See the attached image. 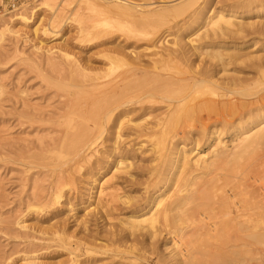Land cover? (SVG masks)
Returning a JSON list of instances; mask_svg holds the SVG:
<instances>
[{"label":"bare ground","instance_id":"obj_1","mask_svg":"<svg viewBox=\"0 0 264 264\" xmlns=\"http://www.w3.org/2000/svg\"><path fill=\"white\" fill-rule=\"evenodd\" d=\"M56 1H32L38 3L29 17L23 11L17 15L10 11L9 23L28 27L39 13L52 10ZM83 6L94 14L104 8L122 14L138 4L81 0L76 12ZM154 7L146 11L151 19L156 17L147 23L152 37L145 50L151 51L143 56L113 51L125 59L126 70L116 76L89 77V100L76 98L64 103L68 111L64 131L63 126L56 131L59 136L50 139L44 153L38 155L60 151V157L75 164L65 161L62 165L68 168L60 171L52 165L55 182L51 199L32 209L59 204L66 187L63 179L72 178L71 172L86 163L96 166L100 161L92 162V157L105 155L109 171L107 176L90 180L89 199L94 198V209L99 211L95 226L100 221L118 223L90 239L78 236L74 243L63 241L58 229L51 230L53 238L50 235L49 240L68 248L71 255L79 249L89 255L111 252L126 260L125 264H144L139 261L144 251L157 255L156 264H192L188 262L194 256L191 246L199 241L264 245V103L257 105L264 100V92L255 88L261 87L258 83L264 77V54L257 55V44L251 38L264 37V0H181ZM188 11L189 20L198 28L189 25L186 35L179 31L171 47H163L160 28L171 17ZM252 15L255 18H250ZM81 21L80 34L90 32ZM100 22L109 21L96 25ZM120 27L132 39L144 32L133 25ZM203 120L207 122L199 138L189 137L192 125ZM106 127L114 131V139L111 149L103 154L97 147ZM123 137L128 141H121ZM142 155L147 157L144 161L139 159ZM29 157L30 151L25 159ZM78 159L85 164L81 166ZM65 205L71 207L68 198ZM89 224L82 220L83 231L89 232ZM146 246L151 251H146ZM221 258L209 264L237 263L232 255L227 260ZM34 260L25 264H38ZM69 262L78 261L71 258Z\"/></svg>","mask_w":264,"mask_h":264},{"label":"rangeland","instance_id":"obj_2","mask_svg":"<svg viewBox=\"0 0 264 264\" xmlns=\"http://www.w3.org/2000/svg\"><path fill=\"white\" fill-rule=\"evenodd\" d=\"M80 1L57 0L52 10L39 13L28 27L16 22L9 23L8 18H12L13 13L10 14L6 9L0 10V264H25L29 259H35L38 264H70L71 258L78 261L76 264L128 263L126 260L124 262L118 257H113L111 252L100 251L89 255L79 249L74 250L71 255L66 247L69 242L74 243L78 236L89 238L96 233L103 234L104 229L109 230L118 223L116 220L100 221L95 226V215L99 211L94 209V198L89 199L90 180L107 176L109 171L105 155L92 157V162L96 159L100 161L96 166L82 163L78 159L81 166L85 165L77 172L72 171L70 175L72 178L66 176L67 178L63 179L66 187L59 204L36 211L32 208L36 207L38 202H47L51 199L52 186L55 182L51 173L54 168L55 171L66 170L68 168L66 164H75V161L71 163L69 158L60 157V151L48 153L46 156L38 154L43 152L42 149H46L50 139L59 136L56 131L59 132L62 126L61 131H64V119L68 115V111L64 110L66 104L77 99L89 100L91 96L89 77L116 76L126 70L125 59L112 54L113 51L125 50V54L130 56H143L151 51L145 50L146 42L152 37L150 36L152 31L147 23L155 21L156 17L152 20L146 11L154 6L157 8L175 5L181 0L173 2L126 0L138 4V7L122 14L105 8L94 14L83 6L79 9V17L76 9ZM37 3L24 0V5L13 11L14 15H17L18 11H23L24 15L29 17L30 11ZM6 13L9 14L2 16ZM189 13L188 11L186 15L171 17L168 23L160 28L158 33L163 36L162 39L165 38L163 47H171L170 43L179 31L186 35L191 30L189 25H192V29L198 28V24L193 26L189 20ZM250 18L255 16L252 15ZM80 21L85 24L84 26L88 25L87 31H90L88 32L90 36L88 33L84 34L85 32L81 33L85 36L80 34ZM99 21L109 22L108 24L100 22L101 24L96 25ZM121 25H133L144 32L139 34L140 38L132 39L128 37L126 30L121 29ZM251 38L254 39L252 42L257 44L255 46L257 55H263L264 37L256 35ZM63 52L67 56H64ZM110 56L114 57L109 59ZM73 63L79 64L87 71H82ZM175 66L181 69L179 64ZM85 74L86 77L83 76ZM259 81L261 87L256 85L255 88L262 93L264 77ZM263 101L257 105H261V102L263 104ZM206 122L207 120H203L201 123L193 124L189 137L199 138L202 125ZM113 133L114 131L108 127L103 129L97 147L100 153L107 154L111 149ZM121 134L124 136L126 132L123 131ZM121 141L126 142L128 139L123 137ZM28 151L31 158L25 159ZM146 158L143 155L139 156L142 161ZM64 163L66 164L62 165ZM38 164L46 167L41 168ZM94 192L95 189L91 191L93 194ZM67 198L71 207L65 205ZM71 208L73 211L68 212ZM98 216L99 214L96 217ZM84 218L90 221L89 232L83 231L81 227ZM103 224L108 225L103 227ZM54 229H58L63 241L69 240L64 244L67 249L61 248L59 242L49 240L50 235L52 236L51 230ZM160 243L158 252L161 254L163 246ZM191 248L194 256L191 255L188 262L192 264H209L216 257L227 260L231 255L237 261L236 264H264L262 244H245L234 240L217 243L210 239L196 242ZM145 250L151 251L148 246ZM141 254L143 258L139 260L140 262L156 264L158 258L156 254L144 251Z\"/></svg>","mask_w":264,"mask_h":264},{"label":"built area","instance_id":"obj_3","mask_svg":"<svg viewBox=\"0 0 264 264\" xmlns=\"http://www.w3.org/2000/svg\"><path fill=\"white\" fill-rule=\"evenodd\" d=\"M30 1H36V0H30ZM24 3V0H0V10L6 9V11H14L18 9L22 4Z\"/></svg>","mask_w":264,"mask_h":264}]
</instances>
